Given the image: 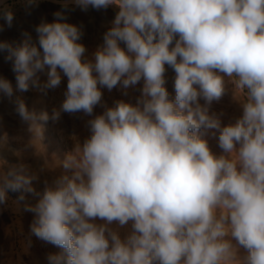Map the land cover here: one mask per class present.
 Masks as SVG:
<instances>
[{"label": "clouds", "instance_id": "clouds-1", "mask_svg": "<svg viewBox=\"0 0 264 264\" xmlns=\"http://www.w3.org/2000/svg\"><path fill=\"white\" fill-rule=\"evenodd\" d=\"M72 2L82 10L119 9L94 60L84 58L81 29L56 12L54 22L36 27L38 46L28 33L18 44L0 42L15 91L56 88L63 73L66 98L53 109L55 122L61 111L93 116L101 88L119 85L126 95L141 80L143 87L135 105L116 101L87 121L90 135L60 162L66 174L45 182L38 203L25 206L35 213L31 233L62 250L48 264H264V0ZM0 15L11 27L12 11ZM165 65L176 73L174 101ZM226 83L243 100V114L222 126L209 107ZM0 93L14 95L3 77ZM14 103L41 139L37 120L48 113L37 116L20 96ZM201 129L219 132L222 155L212 153ZM7 142L5 133L0 148ZM5 163L0 159V205L9 191L24 201L37 176L23 163L5 171ZM129 222L123 240L109 227Z\"/></svg>", "mask_w": 264, "mask_h": 264}, {"label": "rangeland", "instance_id": "rangeland-1", "mask_svg": "<svg viewBox=\"0 0 264 264\" xmlns=\"http://www.w3.org/2000/svg\"><path fill=\"white\" fill-rule=\"evenodd\" d=\"M5 1L0 5V14L4 9H9L14 19L12 26L8 27L0 15V42L18 44L25 38L24 34L28 33L33 43L38 46L36 27L41 22H54L57 19L54 14L61 12L64 16L62 22L76 25L81 29L82 36L78 42L86 47L84 58L87 60H94L95 51L103 45L104 34L112 27L115 15L119 11L115 5L99 10L89 6L87 10H82L72 0H35V3H29V0ZM121 47L125 45L121 43ZM6 56V51L0 52V77L11 82L14 95L9 99L0 93V136L6 133L8 137L6 146L0 148V159L6 162L5 171L8 166L23 163L28 166L31 174L37 176V179L32 181L34 193H26L24 201L17 202L19 193L9 191L7 202L0 205V264H48V255L58 254L62 250L31 233L35 213L27 211L25 206L34 207L38 203L45 190V182L51 184L55 178L66 174L60 162L73 152L77 142H82L90 135L87 121L95 115L102 114L106 107H113L116 101L122 100L135 105L141 96L143 80L135 87L128 88L126 95L119 85L111 91L101 88L103 93L101 104L95 107L91 117L83 113L69 114L61 111L60 119L54 122L51 119L53 109L60 110L66 98L67 77L61 73V83L56 88L41 91L30 87L26 92L15 91L16 80L12 71V61L6 60ZM165 69V88L169 98L174 101L176 73L168 65H165ZM47 72L46 66L43 72L38 73L41 85L47 82ZM225 80L227 81L228 78L225 77ZM16 96L22 97L28 109L35 111L37 116L48 113L47 121L37 120V124L42 128L41 139L35 138V134L30 131L29 122L23 121L16 112L14 103ZM199 103L204 105L205 101L201 98ZM242 103L243 100L234 97L233 85L226 83L225 95L219 101H213L209 113L217 114L222 126H226L242 116ZM198 135L207 141L212 153L217 156L223 154L219 147L218 131L210 130L205 133L201 129ZM67 174L71 175V171L69 170ZM95 222L104 223L99 219ZM109 227L117 231L122 240L132 232L131 222L123 227L117 223ZM232 242L235 245V241ZM237 247L239 256L245 257L246 250Z\"/></svg>", "mask_w": 264, "mask_h": 264}, {"label": "bare ground", "instance_id": "bare-ground-1", "mask_svg": "<svg viewBox=\"0 0 264 264\" xmlns=\"http://www.w3.org/2000/svg\"><path fill=\"white\" fill-rule=\"evenodd\" d=\"M5 0H0V5L4 3ZM6 2V1H5ZM77 10V9H76ZM42 13V12H41ZM78 13V12H77ZM88 15V14H87ZM44 19V18H43ZM71 22V21H70Z\"/></svg>", "mask_w": 264, "mask_h": 264}]
</instances>
